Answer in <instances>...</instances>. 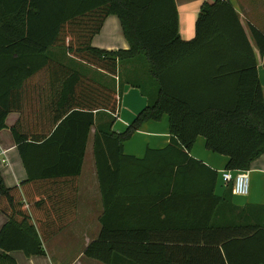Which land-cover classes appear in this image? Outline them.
Returning <instances> with one entry per match:
<instances>
[{"label":"trees","instance_id":"16d2710c","mask_svg":"<svg viewBox=\"0 0 264 264\" xmlns=\"http://www.w3.org/2000/svg\"><path fill=\"white\" fill-rule=\"evenodd\" d=\"M112 15L129 49L93 47ZM250 32L251 40L228 1L205 4L194 39L184 41L175 0H0V131L19 114L11 132L28 174L8 188L0 173V210L9 219L0 264H18L16 251L45 256L44 244L75 222L93 128L104 212L86 257L264 264V219L251 224L243 214L250 211H240L237 224L224 225L233 184L217 196L221 175L191 156L199 137L229 159L224 171H249L264 156V90L253 48L264 55V33ZM51 50L94 71L73 69ZM125 86L140 90L148 106L117 132ZM165 115L169 145L127 155L125 144Z\"/></svg>","mask_w":264,"mask_h":264},{"label":"crops","instance_id":"0c3cea01","mask_svg":"<svg viewBox=\"0 0 264 264\" xmlns=\"http://www.w3.org/2000/svg\"><path fill=\"white\" fill-rule=\"evenodd\" d=\"M217 0H175L179 14L180 36L184 41L195 37L197 19L205 4H213ZM231 3L239 14L240 22L251 40L250 28L254 26L264 33V0H224ZM93 47L104 51H119L129 49L122 25L117 16H109L101 30L92 42ZM254 54L258 62V77L264 90V55H261L253 44ZM148 104L140 90L125 86L121 98V109L116 128L125 131L136 116ZM19 119V114L12 113L6 119L7 128L0 131V173L8 188L20 186L28 178L20 153L14 141L11 128ZM117 132H123V131ZM95 128L92 129L88 142L83 170L79 177L77 217L74 223L63 230L58 236L44 244L45 256L26 257L22 252H13L11 256L18 264H104L86 257V248L96 241L102 231L100 219L104 212L100 183L94 157ZM137 137H140L137 139ZM169 117L165 115L160 122L145 124L125 144L127 155L143 158L147 149H163L170 143ZM138 140V141H137ZM137 141V142H136ZM134 144V145H133ZM191 156L219 172L225 170L229 159L216 155L206 147V139L199 137ZM250 193L247 197H237L232 194L230 202L224 203V225L237 224L240 211H250L244 214L247 222L260 223L264 219V156L252 163L250 167ZM70 186L67 192H72ZM226 186L219 177L216 195L225 194ZM248 215V216H247ZM8 217L0 210V231L8 222ZM0 253L2 251L0 250ZM254 255H252V258ZM113 264H131L128 260L115 257Z\"/></svg>","mask_w":264,"mask_h":264},{"label":"built area","instance_id":"2783aa9c","mask_svg":"<svg viewBox=\"0 0 264 264\" xmlns=\"http://www.w3.org/2000/svg\"><path fill=\"white\" fill-rule=\"evenodd\" d=\"M224 1V0H220ZM222 181L225 185L233 184V194L237 197H247L250 193V172H221Z\"/></svg>","mask_w":264,"mask_h":264},{"label":"rangeland","instance_id":"374dc122","mask_svg":"<svg viewBox=\"0 0 264 264\" xmlns=\"http://www.w3.org/2000/svg\"><path fill=\"white\" fill-rule=\"evenodd\" d=\"M49 55L50 57H52L53 59H56L58 61H60L61 63L73 68V69H76L78 71H94V69H92L91 67H89L88 65L84 64V63H81L75 59H73L72 57H70L67 53H65V51H58V50H51L49 52ZM91 73V72H90ZM98 73L97 72L95 74L96 77H98ZM148 106V104L144 107V109ZM115 130L116 131H119L121 130L120 127H115ZM123 131V130H121ZM140 138V137H137V139ZM139 140V139H138ZM137 140V141H138ZM136 141V142H137ZM134 145V144H133Z\"/></svg>","mask_w":264,"mask_h":264}]
</instances>
